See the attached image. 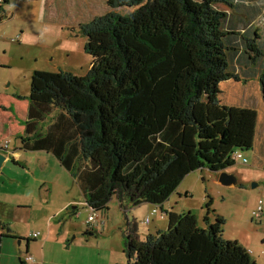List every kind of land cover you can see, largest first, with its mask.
Segmentation results:
<instances>
[{
	"label": "trees",
	"instance_id": "16d2710c",
	"mask_svg": "<svg viewBox=\"0 0 264 264\" xmlns=\"http://www.w3.org/2000/svg\"><path fill=\"white\" fill-rule=\"evenodd\" d=\"M106 4L79 26L86 73L32 72L18 149L51 153L93 212L112 197L125 216L145 202L164 212L166 228L143 238L125 218L126 264H257L224 237L222 215L209 219L210 199L202 223L191 210L160 206L189 173L222 170L234 151L252 148L263 113L248 83L258 80L264 112V0ZM234 90L246 97L235 100Z\"/></svg>",
	"mask_w": 264,
	"mask_h": 264
},
{
	"label": "rangeland",
	"instance_id": "374dc122",
	"mask_svg": "<svg viewBox=\"0 0 264 264\" xmlns=\"http://www.w3.org/2000/svg\"><path fill=\"white\" fill-rule=\"evenodd\" d=\"M9 3L10 1L5 5L9 11L5 10L6 13L3 14L4 19L2 21L3 25L5 23L6 25L0 29V31H4V34L0 35L2 37L0 38V82L2 89L11 90L17 86L16 83H19L20 90H23L26 87V74L21 76V65L27 60L23 67L27 64H33L32 58L37 54L41 58L44 54L47 56L48 61L44 62L46 68L53 69L54 64L57 63L60 68L75 74L87 72L91 56L83 50L86 38L80 32L79 26L96 15L104 14L108 10L106 0H11ZM131 10L132 8L129 7L116 9L120 14H125ZM19 28H22L20 31L25 30L33 37L41 35L42 39L35 46L25 45L19 48L16 41V36L19 35L17 32L20 33ZM55 41L57 42L52 47H47ZM41 44H45V46L41 47ZM2 61L5 62V67H2L4 66ZM22 112L23 109L18 112L19 116L22 115ZM18 144V140L12 137L10 140L11 148L18 146ZM17 152H25L23 157L27 163V174L23 170L15 169L16 166L10 160L5 163L1 173H5L9 169L10 172L16 171L17 176H19V183L22 185L12 189L13 186L10 185L15 186V182L5 181L2 183L3 176H0V186L3 188L0 195L7 198L17 190L20 199L24 195V198L29 200L30 207L19 210V214L27 216L19 220L18 223L23 229L40 231L41 237H46L49 229L52 235L60 231L62 247H65L64 242L66 240L72 241L73 245L70 246L69 252H66L67 250L63 252L62 248V253L65 255L62 256V260L69 264H126L130 259L125 252L122 234L125 230L124 219L126 217L129 220L135 219L138 233L143 238L147 232L154 231L151 221L145 222L146 217L148 216L150 220H156V216L159 217L161 213L164 214L157 208L156 212L152 211L154 206L145 202L136 207H129L126 210L127 216H125L120 210L116 198L112 197L108 202V208L102 212H97L99 217L91 222V225L95 224L96 226L97 223L99 225L89 229L88 235L85 236L86 220L91 210L85 205L83 193L70 173L59 164L51 153H48L51 157V163L49 162L46 166L45 161H41L34 152L29 150H17ZM190 174H188L189 176L186 175L178 185L179 190H181V199L174 191L169 197V203L176 207V211L191 209L198 213L204 202L206 187L209 190L210 186L208 181L203 179L204 176H200L196 172ZM56 175L57 177L60 176L62 186L53 185L49 190L46 185L42 184V180L54 178ZM184 188L188 191V196H184ZM210 188L212 189V187ZM249 195L251 196L250 193ZM175 200H178L177 204ZM251 202L256 204L257 197H251ZM214 205H211V207L214 206L212 210L217 208L225 212L231 208L229 202L223 203L219 197H215ZM74 206L76 209H72ZM256 206L252 209L251 203L250 206L241 205L238 208V215H230L227 232L240 244H247L252 251L253 259L257 258L259 262H264V253L261 252L264 250L262 244L264 226L258 224L259 220L253 216ZM148 207L149 209L152 207V209L148 210ZM159 222L158 228H166L165 214ZM232 226H240V229L237 231ZM80 241L82 245L77 244ZM36 243L38 244L39 241ZM52 246L54 247L56 244H52ZM56 257L58 258V255ZM18 264H20L19 261Z\"/></svg>",
	"mask_w": 264,
	"mask_h": 264
},
{
	"label": "crops",
	"instance_id": "0c3cea01",
	"mask_svg": "<svg viewBox=\"0 0 264 264\" xmlns=\"http://www.w3.org/2000/svg\"><path fill=\"white\" fill-rule=\"evenodd\" d=\"M9 1L11 3V0ZM4 9L6 11L8 10L7 7H4ZM3 17L4 16L2 14V18L0 20V29L2 26L6 25V23L3 25ZM20 29L22 28H19L18 31H20ZM17 33L19 35L16 36V41L19 44L17 45V47L19 48H22V46L25 45L35 46V44L39 43V41L42 39L41 35L33 37V35H31L25 30H21L20 33ZM3 34L4 31L1 30L0 35ZM261 37L262 39L264 38V33H261ZM0 38L2 37L0 36ZM57 41L47 45V47H52L53 44H55ZM44 46L45 44H41V47ZM22 58L24 57L22 56ZM45 61H48L47 56L45 54L42 56V58L39 56V54H37L34 55V57L32 58L33 64H27V66L23 67L26 63L25 61L23 62V65H21L22 69L20 72L21 76L26 74V87H24L23 90H20L19 83H16L17 86L13 87L11 90H4L1 88L0 82V145H2L3 142L8 141V151L11 153L8 156L7 160L4 162V164L9 162L10 158L13 156L14 159L21 162V165L14 164V166H16V168H14L17 170H23L24 173L27 172V163H25L26 161L23 157L25 155V152H17V150H22L18 149L19 144L18 146L11 148L10 140L12 137L20 135L24 128V122L26 120L28 108V99L26 97L29 92V83L32 72L34 70L56 71L58 70V68H60L57 63L54 64L53 69L46 68L44 63ZM1 63L2 65H4L5 62L2 61ZM5 66L6 65L2 67ZM89 66L90 63L88 65V68ZM248 84L252 85L251 93H249L250 97L254 99L253 103L256 107H258V110H260L263 115L260 117L261 120L259 119V124L256 127L252 148L250 150L242 152L243 156L247 158V162L243 163L241 160H235L231 166L224 168V172L226 174L224 176L223 174H221V170L214 172L208 169H199L191 172V174H194V172H196L199 173L200 176H204L203 179H206L208 181L209 186L212 187V189L209 187L208 190L206 187L205 197L203 200L204 202L203 205H201L200 211L198 213L197 211H193L191 209L189 210L193 211L197 215L199 221L202 223L203 217L207 213L204 205L209 199L211 200V205H214L215 197H219L223 203L229 202L231 206L229 211L225 210L224 212V210H218L217 208H215L213 209L214 212H210L208 214V217L210 220H213L215 213L222 215L225 219V223L223 226V235L225 238L232 240L236 239L232 238L227 232L229 228V220L231 218L230 215H238V208L241 207V205L243 204L250 206L251 203L252 209L256 205L258 206L259 204L262 206L263 211L261 217L258 218V224L264 226V112L261 109L260 105L261 97L259 92L258 80H253L252 83ZM233 94H235L236 96ZM231 95L236 97L235 100H239V98L246 97L243 94L236 92L235 90L232 91ZM21 109H23V112L22 115L19 116L18 112ZM29 151L34 152V154H36L41 161H45L46 166L49 162L51 163V157H49L48 155L49 152H46L44 150ZM21 159L23 160L21 161ZM17 175L18 174L16 171L12 170V172H10V169L7 170L5 173H0V176H3L2 183H5V181L13 183L15 182V186L10 185L13 186L12 189L14 187L18 188L20 185H22L21 183H19L20 180L19 176ZM42 184L46 185L49 190L53 185L62 186V182H60V176L57 177V175L54 178L42 180ZM27 185L28 184L26 183V186ZM2 189V186H0V191ZM175 191L177 192L178 198L181 199V190H179V188L177 187ZM249 193L251 194V196L249 195ZM188 195V191L186 190V188H184V196ZM253 196L257 197L256 204L254 202H251V197ZM27 197H29V195H27ZM169 197L161 204L160 208L162 210L176 211V207L172 206L169 203ZM175 203L177 204L178 200H175ZM30 205L31 204L29 200L24 198V195L21 196V199L19 198V193L17 192V190H15L11 194V196L7 198H3L2 195H0V264H15V262L16 264H18V261L20 262V264H69L67 261L65 262V260H62V258L65 256L64 253H62V248L64 250L63 252H65V250H67L66 252H69L68 250L70 249V246L73 245V243L70 240H66L64 242L65 247H62V235L60 234V231H57L52 235V232L49 229L46 237H41L42 234L39 231V235L36 238H33L29 236V233L32 232L31 230L27 231V229H23L21 225L18 224L19 220L23 219L24 217H27L25 215L19 214L20 208H29ZM214 206L211 208H214ZM72 209H76V206H74ZM151 209L152 207H150V209L148 207V210ZM176 212H181V210ZM156 218V220H150L149 218V222L151 221L154 231L160 229L158 227L160 225L159 221L162 219V217L156 216ZM101 224H103V222H101ZM98 225L99 223H97L96 226L95 224H90L89 226H93L96 228ZM233 228L238 231L240 229V226H234ZM89 229L90 228L87 224L86 230ZM84 235L86 236L88 234L84 232ZM85 239L87 240V238ZM262 239V244L264 245V237ZM18 240H20V243H18ZM38 241L39 243L37 244L36 242ZM67 241L69 242L67 243ZM236 241L238 242V240ZM52 244H56V246L53 247ZM77 244L82 245V242L80 241ZM240 245L248 249L250 254L252 253L251 249L247 246V244ZM261 252L264 253V250H262ZM26 255H31L33 257V261L26 260ZM56 255H58V258L56 257ZM254 260L257 262V264H264V262H259L257 258H254Z\"/></svg>",
	"mask_w": 264,
	"mask_h": 264
},
{
	"label": "built area",
	"instance_id": "2783aa9c",
	"mask_svg": "<svg viewBox=\"0 0 264 264\" xmlns=\"http://www.w3.org/2000/svg\"><path fill=\"white\" fill-rule=\"evenodd\" d=\"M2 0H0L1 2ZM8 141L6 142H3L2 145H0V149H3L5 150L7 153V155L9 156L11 153L8 151L9 150V147H8ZM232 159L235 161V160H241L243 163H246L247 162V158L243 156V154L240 152V151H234L232 153ZM154 212H156V208H153ZM262 206L259 204L257 207H256V210L254 211L253 213V216L255 219H258L261 217L262 215ZM161 217L164 216L163 213H161L160 215ZM98 217V214L96 212H93L91 210V213L89 214L87 220H86V223L88 224V227L90 229L93 228V226H89L91 224L92 221H94L96 218ZM145 222H149V217L147 216L146 219H145ZM39 235V231H32L29 233V236L30 237H33V238H36L37 236ZM26 260H29V261H33V257L31 255H26Z\"/></svg>",
	"mask_w": 264,
	"mask_h": 264
},
{
	"label": "water",
	"instance_id": "95a60500",
	"mask_svg": "<svg viewBox=\"0 0 264 264\" xmlns=\"http://www.w3.org/2000/svg\"><path fill=\"white\" fill-rule=\"evenodd\" d=\"M1 12L2 11L0 10V13ZM6 153L7 152L5 150L0 149V173L2 172V166H3L4 162L8 158V155ZM214 172H216V171H214ZM221 172H222L221 174H223V176L226 175L225 172H224V169H222ZM252 185H254V184H252ZM18 243H20V240H18Z\"/></svg>",
	"mask_w": 264,
	"mask_h": 264
}]
</instances>
